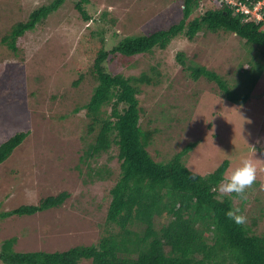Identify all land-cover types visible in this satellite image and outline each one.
Masks as SVG:
<instances>
[{"label": "rangeland", "instance_id": "374dc122", "mask_svg": "<svg viewBox=\"0 0 264 264\" xmlns=\"http://www.w3.org/2000/svg\"><path fill=\"white\" fill-rule=\"evenodd\" d=\"M52 1L0 0V145L17 132L30 131L0 164V213L63 191L70 194L59 207L0 217V246L15 236L18 251H63L99 240L121 168L116 149L96 156L88 153L94 134L87 131L86 110L77 108L89 102L97 81L90 76L92 65L86 63L103 45L110 49L124 35L150 34L184 18L182 0H91L85 3L93 17L87 22L75 6L77 0H66L17 39L16 51L3 42L15 24ZM216 3L200 0L194 12L202 13ZM246 49L235 33L201 31L194 40L180 35L166 49L152 53L132 58L110 55L105 67L125 76L146 72L154 82L159 77L157 83L143 85L139 94L143 127L158 128L148 148L155 160L167 161L192 142L187 164L201 174L228 159L227 178L243 158L252 160L256 180L242 193L247 199L233 200L242 205L247 221L262 214L256 226L260 233L264 232V72L246 102L232 103L216 82L194 80L192 71L177 59L183 52L188 65L206 66L234 88L239 73L250 68ZM152 66L160 75L151 72ZM81 73L87 76L74 85ZM0 264L5 263L0 259Z\"/></svg>", "mask_w": 264, "mask_h": 264}, {"label": "trees", "instance_id": "16d2710c", "mask_svg": "<svg viewBox=\"0 0 264 264\" xmlns=\"http://www.w3.org/2000/svg\"><path fill=\"white\" fill-rule=\"evenodd\" d=\"M65 1L53 0L37 7L27 21L14 25L3 42L16 51L17 39L34 29ZM182 1L184 18L179 23L146 35H124L110 49L103 45L96 57L86 63L92 65L90 76L97 81L89 102L77 108V111L86 110L87 131L94 134V140L88 144V153L96 156L116 149L121 168L120 177L110 191L112 199L106 227L99 240L63 251H18L14 236L1 243L3 263L80 264L90 260L92 264H264V232L256 229L262 214L253 216L250 222L245 219L242 224L235 223L226 214L230 209L241 210L242 205H235L233 199L243 198V194L219 191L230 161H222L214 171L205 174L192 170L187 158L194 142L167 161L155 160L148 148L158 128L152 131L143 127L139 94L143 85L155 84L159 77L154 82L153 76L146 72L125 76L113 74L105 67L110 55L132 58L152 53L156 48L166 49L180 35L194 40L201 31L235 33L250 55L247 59L250 68L239 73L237 87H230L223 75L206 66L188 65L183 52L177 53V59L192 71L194 80L203 77L216 82L228 101L246 102L264 72V8L263 19L236 9L240 3L254 8L260 0H216L214 7L199 14L194 11L200 0ZM85 3L91 0H77L75 6L89 22L93 17ZM114 34L119 35L116 31ZM150 70L160 75L156 66ZM85 76L87 74L81 73L74 85ZM29 134V130L17 132L0 145V164ZM69 196L67 191L49 195L38 203L3 211L0 217L31 215L59 207Z\"/></svg>", "mask_w": 264, "mask_h": 264}, {"label": "clouds", "instance_id": "9594fccd", "mask_svg": "<svg viewBox=\"0 0 264 264\" xmlns=\"http://www.w3.org/2000/svg\"><path fill=\"white\" fill-rule=\"evenodd\" d=\"M256 172V165L252 160L243 158L240 164L232 170L231 174L226 179L221 180L219 191L222 193H244L245 189L256 180ZM226 214L237 224L244 223L246 219L239 208L230 209Z\"/></svg>", "mask_w": 264, "mask_h": 264}, {"label": "built area", "instance_id": "2783aa9c", "mask_svg": "<svg viewBox=\"0 0 264 264\" xmlns=\"http://www.w3.org/2000/svg\"><path fill=\"white\" fill-rule=\"evenodd\" d=\"M264 8V0H260L254 8L249 7L248 5L244 3H240L237 7V11L243 10L248 14L255 15L257 18L262 19L263 13L262 9Z\"/></svg>", "mask_w": 264, "mask_h": 264}]
</instances>
